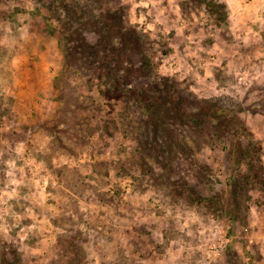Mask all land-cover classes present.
I'll return each instance as SVG.
<instances>
[{"label":"rangeland","instance_id":"obj_1","mask_svg":"<svg viewBox=\"0 0 264 264\" xmlns=\"http://www.w3.org/2000/svg\"><path fill=\"white\" fill-rule=\"evenodd\" d=\"M260 168L264 0H0V264H264Z\"/></svg>","mask_w":264,"mask_h":264},{"label":"trees","instance_id":"obj_2","mask_svg":"<svg viewBox=\"0 0 264 264\" xmlns=\"http://www.w3.org/2000/svg\"><path fill=\"white\" fill-rule=\"evenodd\" d=\"M144 98V96L142 94L139 95L138 97V101L140 103V105L142 106L144 113H148V111L150 110L149 107L144 106L145 103L142 100ZM145 100V98H144ZM224 110H222L221 108H217L215 105H213L212 111L210 112V119H216L219 120L220 118H222V114H223ZM251 141V139H250ZM253 142V141H251ZM252 144V143H251ZM254 167V164H253ZM253 179L255 180V182L258 183V185L264 189V171L260 168L258 169V172L256 173H252Z\"/></svg>","mask_w":264,"mask_h":264}]
</instances>
